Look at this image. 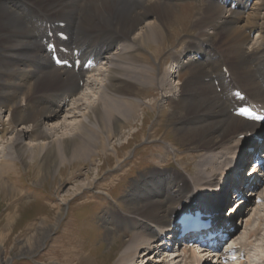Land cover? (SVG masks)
<instances>
[{"label":"bare ground","instance_id":"bare-ground-1","mask_svg":"<svg viewBox=\"0 0 264 264\" xmlns=\"http://www.w3.org/2000/svg\"><path fill=\"white\" fill-rule=\"evenodd\" d=\"M177 1L184 0H0V141L4 150L0 155V173L12 164L14 153L25 163L41 156L39 177L46 171L55 173L62 165L92 159L100 150L113 149L119 162L122 157L110 140L117 134L123 135L121 129L127 120L136 119L141 106L134 96L136 92L149 88L151 81L159 83L162 89L170 88L165 78L152 76L153 67L138 53L146 45L162 42L166 27L180 21L181 17L174 11ZM206 1V6L193 18L192 29L196 33L180 42L178 48L182 52L171 56L174 63L169 70V73L185 67L191 70L189 80L179 88L180 93L171 98L174 104L170 115L179 117L178 130L184 137L194 138L198 161L189 170L188 178L179 172L157 171L132 185L127 202L144 205L124 219L130 227L128 218H131L132 238L120 241L118 264H180V256L187 264L195 261V256H200L195 264H203L202 259L212 256L209 264H218L215 258L218 252L208 250L198 255L191 250L175 249L171 251L175 257L168 262L161 255L166 252L163 245L169 244L159 241L154 246L155 238L185 206L200 204L205 199L212 202L216 195L220 197L218 203L227 201L228 187L224 182L229 179L228 172L234 159L248 157L246 147L254 142L246 135L258 127L257 123L232 114L229 92L240 89L250 99L264 104L261 86L264 0H230L237 4L236 10L221 5L218 0ZM59 21L66 23L65 30L70 35L67 44L85 54H94L104 66L86 73L85 83L91 78L96 80L94 71L106 70L105 79L98 82L100 91L95 101L85 102L91 95L80 92L83 72L55 67L45 51L41 39L49 40L47 32L59 30L56 26ZM252 32L259 34L256 41L250 38ZM217 36L223 48H215ZM114 44L117 48L112 52ZM223 66L230 73L229 81ZM23 92L27 96H20ZM5 110L9 114L6 119ZM60 113L63 116L58 120ZM6 134H11L9 141H5ZM25 139L29 140L25 142ZM236 163L240 167L243 161ZM258 181L255 179V184ZM251 188L246 190L249 192ZM252 190L250 195L254 192L264 197V187ZM240 192L246 194L241 188L234 193ZM229 212L232 214L233 209ZM44 222H39L19 254L45 239L53 224L47 226ZM251 222L252 215L245 219V225ZM248 243L241 245L246 247ZM154 249L156 253L150 256Z\"/></svg>","mask_w":264,"mask_h":264},{"label":"rangeland","instance_id":"rangeland-1","mask_svg":"<svg viewBox=\"0 0 264 264\" xmlns=\"http://www.w3.org/2000/svg\"><path fill=\"white\" fill-rule=\"evenodd\" d=\"M174 4V11L181 17L180 21L166 27V37L162 42L146 45L138 53L143 58L146 57L144 59L153 67L149 73L154 77L165 78L168 84V73L174 63L171 56L181 53L182 50L178 48L181 46L180 42L196 33L192 29L193 18L206 6L207 1L184 0ZM251 35L253 41L259 38L257 32ZM216 41L215 48H223L224 44L219 36ZM114 47L116 49L117 44L113 45L112 52L115 51ZM105 71H96V80L91 78L84 83L82 91L91 95L90 98H85V102L96 100L100 91L98 82L105 79ZM190 74V68L180 72L178 79L174 81L176 84L172 82L170 88L162 89L159 83L151 81L149 88L136 92L134 96L141 103L136 119L127 120L121 129L123 135L119 137L117 134L110 140L117 145L118 154L122 157L119 162L113 149L104 152L100 150L99 154L92 155V159L79 160L73 165L68 163L65 167L62 165L55 173L46 171L39 177L37 172L42 170L41 156L25 163L14 153L12 164L7 165L3 173H0V264L3 260L7 261L6 264H118L117 254L122 242L132 238L131 218H128L130 227L124 223V219L133 216L134 209L144 205L143 202H127L132 185L152 172L163 170L179 172L188 178L189 170H193L198 161L199 152L193 148L194 138L190 139V135L188 138L184 137L178 130L179 117L173 118L170 115L174 104L171 98L180 93L179 88L189 80ZM42 86L43 84L40 87ZM22 95L26 93L23 92L20 96ZM61 115L63 113L58 120H61ZM10 138L11 134H6L5 141ZM28 140L25 139V142ZM2 144L3 141H0V155L4 152ZM228 198L230 199L229 194ZM64 200L66 204H63ZM261 203V206L254 205V215L259 220H262V214L257 212L261 207L264 208L263 200ZM250 216L251 214L248 217ZM40 221H45L47 226L53 224L48 235L40 243L29 245L30 250L25 248V252L19 254L20 247L32 235ZM116 222L123 225L122 230L126 229L127 232L120 231ZM235 233L234 238L244 236L243 232ZM249 234L250 232L246 237ZM261 234H264V222L257 236ZM260 238H253L252 246L251 242L249 244L244 241L252 249L250 258L255 264H264L259 261L261 257L264 259V236Z\"/></svg>","mask_w":264,"mask_h":264}]
</instances>
